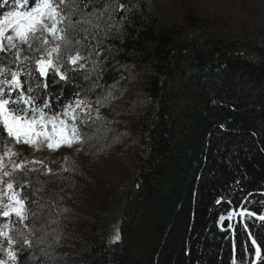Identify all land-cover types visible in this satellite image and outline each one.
I'll return each instance as SVG.
<instances>
[{
  "label": "trees",
  "instance_id": "obj_1",
  "mask_svg": "<svg viewBox=\"0 0 264 264\" xmlns=\"http://www.w3.org/2000/svg\"><path fill=\"white\" fill-rule=\"evenodd\" d=\"M116 3L126 11L77 27L71 51L88 57L85 68L67 81L49 77L53 111L76 93L91 111L82 143L51 152L40 173H17L29 215L56 220L20 264H251L245 221L222 228L220 217L241 205L264 214V0L61 7L90 13ZM15 9L0 0V18ZM116 207L111 240L103 228ZM246 223L264 251V223Z\"/></svg>",
  "mask_w": 264,
  "mask_h": 264
},
{
  "label": "snow or ice",
  "instance_id": "obj_2",
  "mask_svg": "<svg viewBox=\"0 0 264 264\" xmlns=\"http://www.w3.org/2000/svg\"><path fill=\"white\" fill-rule=\"evenodd\" d=\"M15 3L16 9L4 13L0 18V136L14 145H27L35 151L45 146L53 152L61 147L72 148L74 144L83 142L81 126L88 123L91 105L76 93L75 99L65 104L62 110L53 111L52 97L47 95L49 77H54L56 81H67L69 71L75 73L85 68L80 61L88 57L81 55L79 48L74 55L71 51L75 44L80 43L73 39L77 27L91 25L98 28V21L105 13L111 19L113 13L126 11L125 4H111L102 11L82 13L75 6L71 11L62 8L65 0H15ZM22 4L30 6L23 9ZM77 14L81 18L73 21V16ZM89 30L88 27L80 29L85 34ZM33 44H38V47L33 48ZM21 45L39 55L22 56ZM13 54L14 66L4 59ZM96 119H99V115ZM4 149L0 154V252L5 258L0 259V264H20V254L32 248L33 240L37 246L45 244L49 235L47 229L56 220L45 222L37 213L29 215L30 206L24 191L28 184L20 183L17 175L25 170L26 164L16 163L12 159L18 153L7 143ZM5 161L11 165L10 169ZM31 163L42 162L33 160ZM67 170L64 168V171ZM47 174H52L50 168ZM217 203H221V200ZM233 216L245 221L243 226L254 248L251 264H261L264 251L251 236L246 218H255L264 223V214L252 212L241 205L239 209L231 210L227 218L232 219ZM13 217L19 227H14ZM225 218L221 215V224ZM37 233H40L38 237ZM5 243L7 247H4ZM52 243L59 244V238L53 237ZM41 252L48 255L44 248H41ZM232 264H238V261L234 258Z\"/></svg>",
  "mask_w": 264,
  "mask_h": 264
},
{
  "label": "rangeland",
  "instance_id": "obj_3",
  "mask_svg": "<svg viewBox=\"0 0 264 264\" xmlns=\"http://www.w3.org/2000/svg\"><path fill=\"white\" fill-rule=\"evenodd\" d=\"M20 47H21L22 56L32 57L34 55L35 56L39 55V53H33L32 51H30L27 48V46L21 45ZM36 47H38V44H33V48H36ZM4 59L10 61L11 63L15 62L14 54L11 56L5 57ZM5 143H7V145L11 147L16 153H18V155L12 158L16 163L24 162L26 164L25 170L34 169V171L38 173L46 169L48 165V161H49L48 160L49 156L51 152H53V151H49L46 146L42 147L40 151H35L31 147H28L27 145H23V144L14 145L12 144L10 140H7L6 138L3 137L0 142V145H1L0 154H2L5 150L4 149ZM66 148L67 147H61L60 149H66ZM33 160L42 162V163L33 164L31 163V161ZM5 163L7 164V161H5ZM7 166L9 169L11 168L10 164H7ZM21 172H18V173H21ZM118 212H119V207H116L110 214V217L106 221L105 226L103 228L105 234L109 235L111 240H115L116 237L118 236V231H117L118 219H119ZM227 217H228V214L226 215V218H225L228 220V224L235 218V216H233L232 219H228Z\"/></svg>",
  "mask_w": 264,
  "mask_h": 264
},
{
  "label": "water",
  "instance_id": "obj_4",
  "mask_svg": "<svg viewBox=\"0 0 264 264\" xmlns=\"http://www.w3.org/2000/svg\"><path fill=\"white\" fill-rule=\"evenodd\" d=\"M227 226H228V220L225 219V220L223 221L222 228H227Z\"/></svg>",
  "mask_w": 264,
  "mask_h": 264
}]
</instances>
